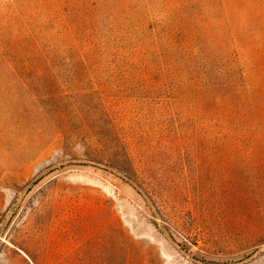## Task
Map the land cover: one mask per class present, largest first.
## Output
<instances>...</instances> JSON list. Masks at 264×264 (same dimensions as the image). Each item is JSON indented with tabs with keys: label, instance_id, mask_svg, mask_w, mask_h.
<instances>
[{
	"label": "rangeland",
	"instance_id": "1",
	"mask_svg": "<svg viewBox=\"0 0 264 264\" xmlns=\"http://www.w3.org/2000/svg\"><path fill=\"white\" fill-rule=\"evenodd\" d=\"M0 264H264V0H0Z\"/></svg>",
	"mask_w": 264,
	"mask_h": 264
}]
</instances>
